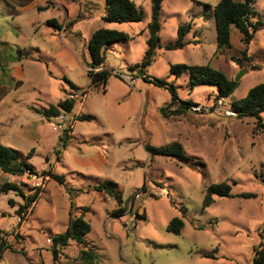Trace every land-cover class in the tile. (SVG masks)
<instances>
[{
    "label": "rangeland",
    "instance_id": "obj_1",
    "mask_svg": "<svg viewBox=\"0 0 264 264\" xmlns=\"http://www.w3.org/2000/svg\"><path fill=\"white\" fill-rule=\"evenodd\" d=\"M56 1L40 0L35 7L39 12L17 14L16 19L6 5L0 4V35L15 24L7 40L31 49L32 53L36 51L33 48H39L58 76L51 77L41 63L25 62L30 80L17 93L12 91V95L23 94L29 100L40 94L44 104L56 101L62 97V88L69 86L66 78H59L63 75L80 87H88L90 79L80 48V42H84L81 37L88 40L96 30L108 28L125 32L130 39L108 46L107 68L112 76L106 92L101 87L88 89L81 103V92L73 90L71 96L75 94L77 100L73 112L51 121L29 111L19 115L21 120L28 115L44 120L39 137L1 130L3 144L23 152L21 159L30 162L36 174L12 176L0 170V187L8 180L27 196L37 189L41 193L36 202L26 207L25 199L17 191H0V244L6 248L0 264H254V248L264 239V128L253 115L233 116L229 112H235L234 102L264 82V0L254 3L252 19L262 25L248 48L251 60L241 53L245 46L236 29L231 32V46L217 51L214 8L220 0H164L162 47L146 68L136 65L143 61L147 49L152 0H134L144 19L124 23L103 19L106 0H92L97 3L92 10L87 0H75L77 3L68 7V17L79 20L76 29L82 34L67 37L58 35L56 25L42 24L50 16L67 17L65 8L61 11ZM51 6L55 9L41 11ZM91 11L94 17L84 19ZM34 21L41 23L34 25ZM185 23L191 24L185 46L166 49V45L176 42L178 27ZM63 47L77 49V68L70 70L57 57ZM85 57L90 61L88 49ZM175 64H210L230 79L240 76L238 87L227 98L217 96L215 84L191 88L188 72L179 77L172 72L171 66ZM157 80L167 81L168 85L159 86ZM169 86L178 95L174 102ZM185 101L195 104L181 115L172 114ZM19 108L26 109L21 102ZM81 112L92 119L73 121ZM261 118L264 123V111ZM73 125L77 138L88 141L94 137V148L101 151L105 161L103 171L89 167L76 171L71 167V153L65 161L61 159L65 148L72 153L79 148L93 150L85 148L87 143L69 138V127ZM146 144H181L183 158L151 156ZM32 149L35 152L28 158ZM51 173L64 175L67 186L59 184ZM105 181L119 185L124 215L113 214L120 208L115 196L94 189ZM221 182L229 183L234 194L254 196L216 197L204 209L207 187ZM54 214L60 221L64 219L63 224L54 221ZM80 216L91 227L84 243L71 240L67 246H58L54 257L52 237L65 231L66 221L69 224L71 218ZM175 217L184 221L180 234L168 230ZM82 250L92 251L94 259H82Z\"/></svg>",
    "mask_w": 264,
    "mask_h": 264
},
{
    "label": "trees",
    "instance_id": "obj_2",
    "mask_svg": "<svg viewBox=\"0 0 264 264\" xmlns=\"http://www.w3.org/2000/svg\"><path fill=\"white\" fill-rule=\"evenodd\" d=\"M163 1L164 0H152V15L151 21L148 24L149 37L146 42L147 49L145 51L143 61L140 64H137V67L141 66L142 68H146L149 66L154 60L157 50L162 47L160 29ZM254 3L255 0H220L216 4L214 8V17L217 31V51L231 46V32L234 28L240 33L241 41L245 46L241 53L246 56L247 59L251 60V57L248 56V48L255 37L257 30L262 25V22L252 19V15L255 13ZM103 19L106 22L117 23L141 22L144 19V13L137 6L134 0H106L105 15ZM49 23L58 26L56 20H50ZM190 28V23L179 25L178 38L176 42L166 45L165 48L168 50L183 48L186 44L185 36L190 31ZM129 39L130 37L127 33L108 28H100L92 34L88 42L90 61L87 64L89 68L88 75L91 78L90 89H99L101 87L104 91H106V86L112 76V71L105 67L108 46L115 42L129 41ZM233 60L236 61L239 59L233 57ZM171 70L177 77L181 76L185 72H188L189 84L191 88L206 83L217 85V96L219 98H227L231 96L239 84L234 79L228 78L222 71L210 66V64H175L171 66ZM67 82L70 84L72 89H77V87L70 81L67 80ZM156 84L163 87L168 85L167 81L164 80H157ZM167 88L171 93L172 102L178 100L175 88L173 86H169ZM86 94L87 91L81 93L82 97L80 102H83ZM76 101L77 100L74 97H67L57 104H50L47 107H33V110L47 120H51L52 118L61 116L63 113H72L77 103ZM192 104L195 103H188L186 101L182 102L177 109L172 111V114L181 115L185 113ZM234 110L237 112L238 116H255L258 120V125L264 128V123L261 118V113L264 111V82L252 87L245 98L239 100L238 102H234ZM162 111L164 114L166 113L164 108ZM91 119V115L85 114L75 115L74 117V121ZM71 130L72 127H69V131ZM62 138L65 139L66 135ZM145 149L151 156L163 155L168 157H177L178 159L183 158V147L181 144H172L166 147H155L151 144H146ZM33 152L34 151L32 149L27 154V157L31 158ZM21 156H23L21 152L0 142V170L2 172L12 176H22L27 171H29V173H36L34 166L27 160L21 159ZM51 177L59 184L67 186L65 177L62 175L51 173ZM94 189L99 191L105 190L109 195L115 196L120 208L113 214L114 216L124 215V209L121 207V204L124 202L123 195L116 182L105 181L100 185L94 186ZM9 190H14L21 194L25 199L26 207L35 202L41 193V190L37 189L33 195L27 196L17 184L6 181L0 187V191L7 192ZM253 196L254 194L252 193H232V187L227 182L213 183L206 189L203 200V208L206 209L211 206L215 202L216 197L245 198ZM10 202H12V200H10ZM183 228L184 221L180 217H175L168 225V230L176 234H180ZM90 229V224L82 216L71 218L66 231L52 237V251L54 253V257H57L58 254L57 247L67 246L71 240H74L79 244H83L84 236L90 231ZM5 249V245L0 244V256ZM81 252L82 259H94V253L92 251L82 250ZM254 264H264V239L261 240L254 248Z\"/></svg>",
    "mask_w": 264,
    "mask_h": 264
},
{
    "label": "crops",
    "instance_id": "obj_3",
    "mask_svg": "<svg viewBox=\"0 0 264 264\" xmlns=\"http://www.w3.org/2000/svg\"><path fill=\"white\" fill-rule=\"evenodd\" d=\"M5 1L6 0H0V4L3 6L6 5L5 8L7 7V11L12 13L14 19H16L15 17L17 14L19 15V14H24V13L29 12V11H37V8L35 10V7L39 6V2H40V0H11V2L8 0H7V2H5ZM87 1H88L87 5L90 7L89 9H91V10H92L93 6L97 4L95 1H92V0H87ZM56 2L61 6V11L65 8V10L67 11V17L57 18V16H50L49 18L45 19L46 22L43 21L42 24L50 25L49 24L50 20H56L58 26L56 25L55 26L56 28L54 27V29H57L59 31V34H58L59 36L63 35L65 37H67L68 35L77 36L78 34H82L79 32L78 29H76L77 22L79 20H75L76 18L70 19L68 17V13H69L68 7L70 6L71 3H75L76 1L75 0H58ZM49 9H55V6H51L49 8H43L41 11H45V10H49ZM9 12H7L6 14H9ZM37 12H39V11H37ZM1 14L4 15V13H1ZM92 17H94V15H93V12L91 11L90 13H88L87 17H85L84 19H91ZM18 23H19V21H18ZM38 23L40 24L41 21L40 22L34 21V25H36ZM70 24H72L71 28L69 27ZM12 27H13V29H15V24L12 25ZM12 27H7L5 29V32L2 35H0V133H1V130L3 133H5L9 130L10 131L12 130L14 133H16L19 136H25L28 138L39 137V134H40L39 130L41 132V129L44 126V120L39 119L38 116L37 117H31L30 115H28L26 120H21L19 115L23 114L25 111L26 112L29 111V112H32L33 114L34 113L36 114V112L33 110V107H47L50 104H57L61 100H64L67 97H71V94H72L74 89H72L70 84H69L68 88L63 87L61 90L62 91V97L58 98V100H56V101H51V102L44 101L45 104L42 103L43 100H41L40 94L39 95L35 94V95L31 96L32 98H30L29 100H26L25 96L23 94L20 95L19 97H17L15 94L12 95L13 94L12 91L17 93L21 88H24V86L28 82V79L30 80L29 75L26 73V70H25V62L30 61V62L41 63L42 65H44L47 68L48 74L51 77L58 78V76H56L54 74V70L51 68V66L49 64L50 61L46 60V59H48L47 55L44 54L39 48H35V49L33 48V50H36V51H35V53L34 52L32 53L31 49L28 50L26 48H22L21 46L15 45V44H13L7 40V37H8L7 35H10L9 33L12 30ZM16 27L21 28L17 24H16ZM35 28H36V30L39 29L40 25H38ZM233 30H234V28H233ZM91 36L88 38V40H87V38L82 36L81 38L84 39V42L83 43L80 42V45H81L80 48L82 49V51L84 53V59L86 60L87 73L89 70V68L87 66L89 61H87V59L85 57V49H88V42H89ZM6 45H8V47ZM4 46H6V47H4ZM70 48L71 47H63L62 49H59V51L56 54H57L58 58L64 60V62L67 65V68L72 70V69H75L79 66V62L77 59L78 54L76 53L77 49L73 48L71 50ZM109 64L110 63L108 62L107 52H106L105 67L107 68V66H109ZM88 77L90 79V85H91V78L89 75H88ZM59 78L60 79L66 78L68 81H70L72 84H74L77 87V89L74 91L81 92V93H83L84 91H87V94H88V89H90V85L88 87H80L77 84H75L71 79H69L66 75H63V77H59ZM106 91H107V86H106ZM106 91H104V92H106ZM135 92L137 94L141 95V92H139V91H135ZM135 92H133V94ZM87 94H86V96H87ZM12 96H14V97H12ZM86 96H85V98H86ZM85 98H84V100H85ZM141 99H142V96H141ZM20 102L23 104V106L26 107L25 110H22L21 108H19ZM141 103H142V100H141ZM17 105H19V106L17 107ZM81 114H84V113L81 112ZM32 116H34V115H32ZM54 119H56V118H54ZM51 120H48V121H51ZM71 132H72V136L69 138H73V139L80 141V142H85L88 144L85 148L89 147L90 149L93 148V150H84L82 148H79L78 150H73V153H72V151L70 149L65 148L61 159H63L65 161L66 155L71 153L74 156V158H73L74 162L71 164V167L75 168L76 171H78V172L81 170L84 171V168H88V167L94 168L97 171H103L106 168L105 161L104 162L102 161L103 156L100 153L101 151L94 148L95 144H96L94 137L90 138L88 141H84V140L77 138L74 134V125L72 127ZM3 133H1L0 135L2 136ZM0 142L4 143L2 138H0ZM10 147H12V146H10ZM18 151L21 152L20 150H18ZM33 151L35 152V149H33ZM21 153L24 155L23 152H21ZM61 159H60V161L57 162V165L54 166L55 169L60 164ZM55 174H57V173H55ZM58 175H60V174H58ZM62 176L64 177V175H62ZM7 182H10V181L7 180ZM37 200H38V198H37ZM63 200L65 201V197H63ZM58 204H60L59 201H58ZM54 221H60V218H58V216H56L55 214H54ZM63 222H64V219L60 221V224L61 223L63 224ZM67 226H68V221H66V223H64L65 231L67 229Z\"/></svg>",
    "mask_w": 264,
    "mask_h": 264
},
{
    "label": "built area",
    "instance_id": "obj_4",
    "mask_svg": "<svg viewBox=\"0 0 264 264\" xmlns=\"http://www.w3.org/2000/svg\"><path fill=\"white\" fill-rule=\"evenodd\" d=\"M71 97H74V98H76L74 95L73 96H71ZM82 103V102H81ZM193 105V104H192ZM189 108H190V106H189ZM194 108V107H193ZM236 111L234 112V111H231V112H229V114H231V115H233V116H235L236 115ZM63 114H65V113H63ZM62 114V115H63ZM67 115V114H66ZM60 117V116H59ZM73 121H74V117H73ZM27 173H29V171H27ZM29 174H36V173H29ZM39 187V186H38Z\"/></svg>",
    "mask_w": 264,
    "mask_h": 264
},
{
    "label": "water",
    "instance_id": "obj_5",
    "mask_svg": "<svg viewBox=\"0 0 264 264\" xmlns=\"http://www.w3.org/2000/svg\"><path fill=\"white\" fill-rule=\"evenodd\" d=\"M239 79H240V76H237L234 80H235L236 82H238Z\"/></svg>",
    "mask_w": 264,
    "mask_h": 264
}]
</instances>
